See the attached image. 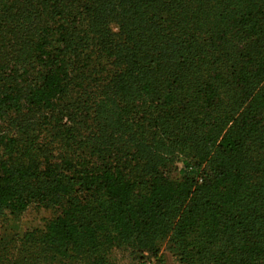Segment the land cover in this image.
I'll use <instances>...</instances> for the list:
<instances>
[{"label": "trees", "instance_id": "16d2710c", "mask_svg": "<svg viewBox=\"0 0 264 264\" xmlns=\"http://www.w3.org/2000/svg\"><path fill=\"white\" fill-rule=\"evenodd\" d=\"M30 208L0 264H264V0H0V223Z\"/></svg>", "mask_w": 264, "mask_h": 264}, {"label": "rangeland", "instance_id": "374dc122", "mask_svg": "<svg viewBox=\"0 0 264 264\" xmlns=\"http://www.w3.org/2000/svg\"><path fill=\"white\" fill-rule=\"evenodd\" d=\"M177 166L179 168L183 166L181 160L178 161ZM54 214L53 210L30 208L16 217H10L7 223H0V239L5 238L4 242L8 244L6 255L3 258L7 257L9 259L10 257V260H16L22 257L25 254L21 239L24 232L35 228L43 229ZM8 240H11V242L9 243ZM168 240L169 238L166 240L158 239L153 242V246L156 247V244H159L160 248V252L156 257L152 256L146 248L141 247L139 243L130 239L122 240V243H124L122 248L113 249L106 257L109 264H141L145 260H147V264H206L207 259L203 258L201 260L183 261L172 249V245ZM12 245L13 247H11L9 253V246ZM230 250L229 248L227 252H224V257L229 256ZM28 255L31 256V254Z\"/></svg>", "mask_w": 264, "mask_h": 264}]
</instances>
